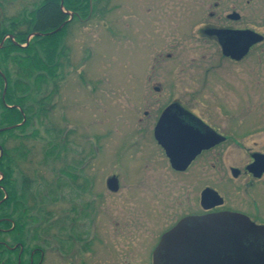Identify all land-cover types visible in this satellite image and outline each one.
<instances>
[{
  "label": "rangeland",
  "instance_id": "obj_1",
  "mask_svg": "<svg viewBox=\"0 0 264 264\" xmlns=\"http://www.w3.org/2000/svg\"><path fill=\"white\" fill-rule=\"evenodd\" d=\"M201 1L112 0L108 6L104 1L90 19L74 16L63 37L69 56L63 59L57 90L50 93L55 87L51 83L38 97L51 95L47 116L34 115L26 131L29 136L9 140V146L31 151L30 159L18 170L34 179L33 194L40 207L56 212L57 218L68 215L63 225L69 222L68 226L74 227L77 222L76 230H82L78 250L85 240L90 241L92 254L82 253L88 262L102 251L114 259L113 264H121L119 260L123 264H151L145 259L151 250L145 249L155 234L143 231L140 217L145 199L162 177L159 174L172 176L153 136L158 115L170 101L178 99L222 130L236 136L235 131L246 145L264 150V70L248 73L245 63L241 71L228 65L211 73L205 67H191V59L199 57L205 47L193 40L192 22L197 19L190 17ZM40 2L0 0V26L5 25L4 17L32 11ZM132 12L138 18L132 17ZM148 15L156 17V32L140 25ZM130 19L139 26L133 36H111L108 29L112 22L115 29L122 30ZM168 52L173 53L172 58L167 57ZM3 54L0 52V60ZM2 60L0 74L6 76L3 71L10 63ZM256 63L264 65L260 59ZM155 85H161V91H156ZM28 101L32 110L39 105L31 98ZM146 111L151 117H146ZM28 115L32 116L31 110ZM35 129L37 135L32 134ZM14 133L23 132L17 129ZM48 149H54L55 154L46 159ZM230 149L225 154L227 164L248 160L244 151ZM210 161H216L215 156ZM146 168L152 178L145 180ZM113 174L121 183L117 192L107 185ZM16 175L20 176L18 171ZM213 175L211 170V183H224ZM224 177H229L228 169ZM261 183L264 185V180ZM75 207L77 213L73 212ZM70 233L74 230L67 231Z\"/></svg>",
  "mask_w": 264,
  "mask_h": 264
},
{
  "label": "flooded vegetation",
  "instance_id": "obj_2",
  "mask_svg": "<svg viewBox=\"0 0 264 264\" xmlns=\"http://www.w3.org/2000/svg\"><path fill=\"white\" fill-rule=\"evenodd\" d=\"M110 1L112 0H105L107 6ZM195 5L196 8L190 13L192 19H197L192 22V36L196 44L204 43L205 52L203 50L199 57L191 59L192 69L201 66L211 73L228 65L229 69L241 71L245 63L248 73L264 70V65L257 66L256 63V59L264 62V55L261 56L264 54L263 0L260 3L257 0H203ZM111 7L113 5L108 9H112ZM132 13V17L138 18L136 12ZM89 17L86 19H90ZM155 18L150 15L143 17L140 25L145 26L147 31L156 32ZM77 19L84 20L79 15ZM139 19L141 20L140 16ZM130 20L122 30L115 29L112 22L108 29L111 36L117 33L127 36L126 38L133 36L139 26L135 27L134 20ZM259 37L263 38L253 40ZM131 39L137 44L136 37ZM172 56V52L167 53V57ZM154 88L161 91V85H155ZM168 108L172 120L184 121L202 132L212 129L218 134V142L203 149L186 169L173 167L165 147L155 135L157 124ZM20 109L22 110L21 107ZM23 114L26 116L24 112ZM145 115L151 117L149 111ZM153 128L154 140L159 149H162L163 157L168 160L169 166L166 168L170 169L172 176L159 174L162 177L154 185L157 188L153 187L154 192L145 199L146 203L141 211L140 226L143 231L155 234L147 242L148 248L145 251H151L146 254L145 259L151 264H211L207 251L211 243L204 247L187 235L196 231L203 234L211 226L215 230L212 236L215 239L213 244L217 245L216 253L231 254L225 258L226 261L221 257L215 258L216 264H264V185L261 183L264 172L257 176L248 168L255 161L254 154H264V150L246 145L239 140L240 136L235 131L237 137L222 130L217 123L198 115L178 99L170 101L161 109ZM230 148L244 151L248 160L239 164H227L225 154L231 151ZM22 149L19 145L3 147V154L0 149V157L4 155L6 162L9 161L11 165L13 192L10 210L3 212L0 209V264H113L114 259H111L108 252L102 251L94 254L97 257L93 261L84 260L82 253H91L92 247L90 241L84 239L82 250H78L77 241L82 240V230H76L77 222L74 227L68 226L69 222L63 225L61 223L66 222L68 215L57 218L54 216L56 212L40 207V201L33 194L34 179L18 170L19 165L27 162L31 154L28 147ZM214 156L216 161H210ZM146 167L150 168V164L147 163ZM147 168L145 180L152 178L147 175ZM226 169L229 172L228 178L224 177ZM236 169L238 174H235ZM211 170L213 176L223 184L211 183ZM17 171L20 176L16 175ZM113 176L118 180L117 190L111 189L108 184L109 178ZM3 177L0 169V181ZM107 185L111 191H119L121 183L118 175H110ZM209 187L215 189L221 197L206 198L205 190ZM0 189L4 190L1 183ZM6 195L9 197L7 192ZM5 196L0 199V204L7 198ZM73 210L77 213L76 207ZM248 225L251 227L248 228ZM237 228L240 230L233 231ZM73 230L74 233L67 234V231ZM218 232L221 234L217 235ZM219 237H222L221 240ZM119 261L123 264L122 260Z\"/></svg>",
  "mask_w": 264,
  "mask_h": 264
},
{
  "label": "trees",
  "instance_id": "obj_3",
  "mask_svg": "<svg viewBox=\"0 0 264 264\" xmlns=\"http://www.w3.org/2000/svg\"><path fill=\"white\" fill-rule=\"evenodd\" d=\"M61 1L41 0V4L32 11L19 16L4 17L5 25L0 26V44L6 38L0 48V52L5 53L1 60L12 64V68L8 64L9 68L5 67L3 71L8 80L5 101L3 100L5 79L0 74V128L21 123L24 119L23 112L27 116L23 124L0 131V144L3 147H8L9 140L13 137L22 138V134L28 137L29 134L26 131L32 125L33 116H47L49 112L47 105L51 108L50 93L57 90L58 81L62 76L63 59H68L69 56V48L64 43L63 37L71 21L67 22L58 32L36 35L28 45L24 44L28 42L31 33L51 32L69 18V14L61 8ZM104 1L64 0V8L74 12L75 18L78 15L87 18L91 14H96L100 3ZM51 83H54V89L46 96L38 98L45 89L44 87ZM30 98L39 104L35 110H32L30 104L27 106ZM15 104L18 106H14ZM30 110L32 116L28 115ZM17 129L23 133L15 134ZM37 132L35 129L32 134L37 135ZM54 154V149L45 150L46 159ZM0 169L4 175L0 181L4 188V190L0 189V199L5 196L6 192L9 194V197L0 204V209L4 212L10 210L13 198L10 179L11 165L9 161L6 162L4 155L0 157Z\"/></svg>",
  "mask_w": 264,
  "mask_h": 264
},
{
  "label": "water",
  "instance_id": "obj_4",
  "mask_svg": "<svg viewBox=\"0 0 264 264\" xmlns=\"http://www.w3.org/2000/svg\"><path fill=\"white\" fill-rule=\"evenodd\" d=\"M61 7L64 12L70 15V18L64 21L58 28H56L55 30L51 32H46V33L33 32L28 37V42L25 45H28L30 42V39L35 35H45V34L58 32L66 25L67 22L73 19L74 12H71L64 8V0L61 1ZM262 38L263 37H259L253 40L259 41ZM3 77L5 78L3 100L5 101V94H6L7 87H8V80L6 76H3ZM169 109L170 108H168L165 112H163L160 118V121L158 122L157 127L155 129V135L157 139L159 140V142L165 147L167 155L170 158V161L173 167L182 170V169H186L203 149L209 148L215 145L219 140L217 138L218 134L212 129H210L207 132H202L201 130L195 128L194 126L190 124H187L184 121L175 120V119L172 120ZM25 120H26V116L24 115L23 121ZM23 121L14 126L0 128V131L21 125L24 123ZM165 124H170V126L169 125L166 126ZM0 149H1V154H3L2 145H0ZM254 158H255V161L248 168L251 171H253L255 175L261 176L264 172V154L256 153L254 154ZM235 174H238L237 169L235 170ZM108 184H109V187L113 190H117L119 187L117 177L115 176H113L112 178H109ZM205 194H206V198L209 197V199L217 198V196L221 197L215 189L210 188V187L205 190ZM251 226L253 225L251 224ZM251 226L248 225V228H250ZM242 227L244 229H247L246 225L245 226L243 225ZM235 230H240V229L237 228V229H234L233 231ZM214 232L215 230L211 226H209L208 229H206V231L203 234L198 231L187 234L189 238H191L192 240L198 241L199 244L203 245L204 247L207 245V243H211L209 244V249L207 250L209 253V258H211L210 259L211 264H216L214 260L217 257H221L222 259H225L228 255H231V254L216 253L217 245L213 244V241H215V239L212 236ZM219 234L221 233L218 232L217 235ZM221 238L222 237H219V240H221ZM219 240L217 239L218 242ZM248 260H251V259L248 258Z\"/></svg>",
  "mask_w": 264,
  "mask_h": 264
},
{
  "label": "bare ground",
  "instance_id": "obj_5",
  "mask_svg": "<svg viewBox=\"0 0 264 264\" xmlns=\"http://www.w3.org/2000/svg\"><path fill=\"white\" fill-rule=\"evenodd\" d=\"M233 247H234V246H233ZM241 247L244 248L243 246H241ZM230 251H231V250H230ZM244 253H246V252H244ZM244 253L241 254V257L243 256Z\"/></svg>",
  "mask_w": 264,
  "mask_h": 264
}]
</instances>
